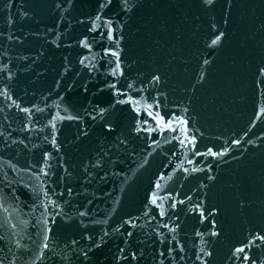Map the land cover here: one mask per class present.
<instances>
[{
  "label": "water",
  "instance_id": "1",
  "mask_svg": "<svg viewBox=\"0 0 264 264\" xmlns=\"http://www.w3.org/2000/svg\"><path fill=\"white\" fill-rule=\"evenodd\" d=\"M260 237L264 0H0V264H264Z\"/></svg>",
  "mask_w": 264,
  "mask_h": 264
},
{
  "label": "snow or ice",
  "instance_id": "2",
  "mask_svg": "<svg viewBox=\"0 0 264 264\" xmlns=\"http://www.w3.org/2000/svg\"><path fill=\"white\" fill-rule=\"evenodd\" d=\"M209 2H211V0H209ZM223 34L221 33V36H222ZM219 40H220V36H218V37H216V39H214L213 41H212V43L213 44H216V43H218L219 42ZM115 54V53H114ZM260 239H264V237H260ZM45 247H47V245H45ZM237 251H239V252H242V251H244V249H237Z\"/></svg>",
  "mask_w": 264,
  "mask_h": 264
}]
</instances>
